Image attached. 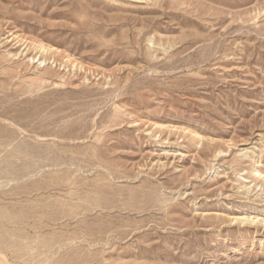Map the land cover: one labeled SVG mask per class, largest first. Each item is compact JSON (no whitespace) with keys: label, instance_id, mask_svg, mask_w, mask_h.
Here are the masks:
<instances>
[{"label":"rangeland","instance_id":"obj_1","mask_svg":"<svg viewBox=\"0 0 264 264\" xmlns=\"http://www.w3.org/2000/svg\"><path fill=\"white\" fill-rule=\"evenodd\" d=\"M0 264H264V0H0Z\"/></svg>","mask_w":264,"mask_h":264}]
</instances>
